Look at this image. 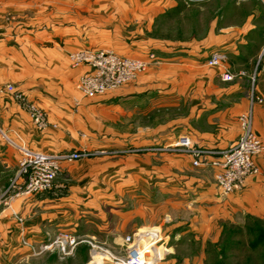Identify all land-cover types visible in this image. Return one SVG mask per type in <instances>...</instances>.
I'll list each match as a JSON object with an SVG mask.
<instances>
[{"label": "crops", "instance_id": "0c3cea01", "mask_svg": "<svg viewBox=\"0 0 264 264\" xmlns=\"http://www.w3.org/2000/svg\"><path fill=\"white\" fill-rule=\"evenodd\" d=\"M133 1L0 0V192L17 172L18 147L117 151L187 137L196 146L226 149L242 134L239 118L249 110L254 75L262 100L254 108V128L264 142V0L211 2L214 17L206 31L184 41L143 36L175 3ZM85 48L134 58L153 53L158 61L111 96L84 98L76 83L88 67L73 66L71 55ZM214 53L226 56L222 67L207 65ZM225 71L237 77L225 82ZM9 86L45 113L46 129L34 125ZM175 109L176 118L152 128L154 112ZM189 162L119 153L63 164L49 192L14 203L17 217L0 206V264H92L85 244L65 258L41 248L68 233L119 251L139 227H167L165 217L183 208L197 214L193 232L204 242L219 241L223 221H264L263 158H257L260 174L226 197L213 168L172 184L171 169L186 174L194 170ZM174 186L178 195L171 196Z\"/></svg>", "mask_w": 264, "mask_h": 264}, {"label": "built area", "instance_id": "2783aa9c", "mask_svg": "<svg viewBox=\"0 0 264 264\" xmlns=\"http://www.w3.org/2000/svg\"><path fill=\"white\" fill-rule=\"evenodd\" d=\"M73 66H86L87 71L77 80L76 89L87 98L102 96L109 91L122 88L145 73L148 68L157 63L158 58L153 53L144 58L127 57L110 49H82L71 55ZM226 56L214 53L207 65L219 68L224 65ZM243 75V73L239 74ZM237 75L225 71L222 80L233 81ZM255 75L252 78L249 110L240 116L242 134L240 138L226 149L208 148L193 145L189 138L182 137L174 144L126 150H87L62 152H43L27 147H18L20 158L15 176L0 192V206L17 214L13 208L17 200L49 192L61 172L63 164L101 155L119 153H153L172 152L185 153L192 158L195 168H213L216 185L222 196L226 197L243 190L247 179L260 174L257 158L264 156V143L254 128V108L262 100L255 95ZM16 99L23 102L34 125L46 129L47 116L36 105L26 100L23 94L15 92L9 86ZM57 128V125H53ZM5 136V135H4ZM6 137V136H5ZM163 237L158 231L145 229L138 235L127 238L131 242L124 256L112 255L106 249L99 247L91 240L73 234L60 233L48 244L42 246L41 252L58 250L62 258L73 255L80 245L91 248L92 264H156L159 259V249H163ZM160 246L158 247L157 245ZM148 251V252H146Z\"/></svg>", "mask_w": 264, "mask_h": 264}, {"label": "rangeland", "instance_id": "374dc122", "mask_svg": "<svg viewBox=\"0 0 264 264\" xmlns=\"http://www.w3.org/2000/svg\"><path fill=\"white\" fill-rule=\"evenodd\" d=\"M128 2H132L133 0H127ZM173 3H175L174 8L169 7H163L164 12L159 15V17L156 20V23H154V26L145 32L146 37H151L153 39L158 40H192L195 36L199 37L202 35L206 28L213 19V6H210L211 2L215 5V3H221L224 4L229 2H241V0H169ZM243 1V0H242ZM89 2H97V0H89ZM134 3V1L132 2ZM166 3V0H164L163 4ZM216 3V4H217ZM131 29L134 31L137 29V27H131ZM111 50V49H110ZM226 62V61H225ZM139 78V77H138ZM131 81L130 83L135 82ZM128 83V84H130ZM14 91L16 92L15 88L11 86ZM255 87V86H254ZM115 91V90H114ZM114 91H109L105 93L102 96L98 97H105V96H111ZM255 95L256 89H255ZM81 97V95H80ZM87 98V97H84ZM92 99V98H91ZM27 100V98H26ZM28 101V100H27ZM177 117V110H169V111H162L159 110L158 112H154L153 115L148 118V121L150 125L152 124V128H157L158 126L167 123V121L170 119H174ZM264 143V142H263ZM158 146V145H156ZM161 146V145H160ZM155 147V146H154ZM155 155H165L169 157H183L190 159L189 164L191 165L192 170L191 172H187L186 174H181L176 171V169H171L170 172V181L172 184H179L182 182L185 177L192 178L196 177L197 175L195 172L198 171H211L212 168L204 167V168H195L192 165V158L185 153H172V152H153ZM263 158L264 156L258 157ZM173 171V172H172ZM59 178V175L57 176ZM56 178V180H57ZM55 180V181H56ZM54 181V182H55ZM178 187L174 186L171 187V196L178 195ZM172 198V197H171ZM160 201V199H159ZM171 208L172 204H171ZM140 209V208H139ZM175 211V214H169L165 217L167 221H169V225L167 227H156V226H141L139 227L133 234L127 236L125 238V245L122 247L119 251H111L108 248H106V245L100 246L101 248L106 249L109 253L112 255H118V256H124L127 253L128 247H130L131 242L127 241V238H132L136 235H138L139 232L145 230V229H153V231H158L162 234L163 237V244L165 241L167 243L164 244L163 249H159V259L162 260L160 263L156 264H186L187 261L189 264H194V262H201L206 260L208 258L207 255L209 253L211 256H217L218 252L217 249H214L211 244V242H204L201 238H196L194 234V221L197 216L195 211L191 208H183L179 211ZM238 223L240 224H233V223H226L221 222V230L222 232L232 226L236 225L243 229V233L245 235V240L249 242L250 248L249 252L251 253V256H253L254 261L257 264H264V243H261V245H254L253 242L258 241V239L254 236L258 230L264 231V221L259 224L257 223L254 218H247L243 219L240 218ZM167 228V229H166ZM250 233V234H249ZM237 240H241V238H238ZM158 247L160 246L157 245ZM148 252V251H146ZM205 256V259H204ZM218 261L221 262L220 259Z\"/></svg>", "mask_w": 264, "mask_h": 264}, {"label": "trees", "instance_id": "16d2710c", "mask_svg": "<svg viewBox=\"0 0 264 264\" xmlns=\"http://www.w3.org/2000/svg\"><path fill=\"white\" fill-rule=\"evenodd\" d=\"M257 223L261 224L263 221L254 219ZM250 234V233H249ZM254 236L258 241L253 242L254 245H261L264 243V231L258 230ZM243 229L232 225L226 228L216 244H211L214 249H217L218 255L211 256L209 253L208 258L204 264H257L251 253L249 252L250 244L245 240ZM241 238V240H237ZM218 259L221 260L218 261Z\"/></svg>", "mask_w": 264, "mask_h": 264}]
</instances>
